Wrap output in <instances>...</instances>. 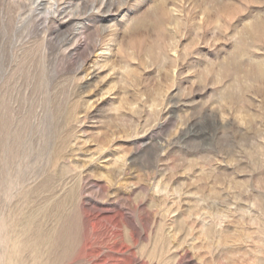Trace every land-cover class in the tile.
Listing matches in <instances>:
<instances>
[{
	"label": "rangeland",
	"instance_id": "obj_1",
	"mask_svg": "<svg viewBox=\"0 0 264 264\" xmlns=\"http://www.w3.org/2000/svg\"><path fill=\"white\" fill-rule=\"evenodd\" d=\"M37 233L17 262L264 264V0H0V264Z\"/></svg>",
	"mask_w": 264,
	"mask_h": 264
},
{
	"label": "bare ground",
	"instance_id": "obj_2",
	"mask_svg": "<svg viewBox=\"0 0 264 264\" xmlns=\"http://www.w3.org/2000/svg\"><path fill=\"white\" fill-rule=\"evenodd\" d=\"M67 116V115H66ZM58 121V120H57ZM59 123V122H58ZM53 124V123H52ZM53 126V125H52ZM59 129V128H58ZM64 132V131H63ZM58 133V132H57ZM59 138V137H58ZM7 139V138H6ZM10 140V139H9ZM55 142V141H54ZM50 143V142H49ZM52 144V142H51ZM61 144V143H60ZM52 147V146H51ZM63 155V154H62ZM60 159V158H59ZM94 211V210H93ZM106 210L105 209H100V210H96L95 212H90V211H85V216L88 219L91 220H98L101 216H104V213ZM131 223V222H130ZM92 228L95 227V224H92ZM132 226V225H131ZM101 230V229H100ZM29 230H25L24 231V235H28ZM37 232H39V230H37ZM92 232V231H90ZM28 233V234H27ZM105 233V232H104ZM31 234V233H30ZM98 234V232H97ZM96 234V235H97ZM101 234V233H100ZM135 234V233H134ZM104 235V234H103ZM91 237V235H90ZM94 237V236H93ZM98 237V236H96ZM96 239V238H95ZM36 241V242H35ZM35 241H32L30 239L24 238L21 242H15L13 243L12 247L10 248V253H9V258L6 260L5 264H26L23 262H17L18 260V256L21 255L24 251H27L28 249H31V247L35 246V243L40 245H44L45 249H50L51 247H53L54 245V238L53 236H48V237H42L41 235L39 236L37 233V236L35 238ZM87 241H89V239H87ZM92 242V240L90 241V243ZM95 242V241H94ZM89 243V242H88ZM94 251V250H93ZM91 252V251H90ZM40 253V251H39ZM91 254V253H89ZM39 256V255H38ZM89 258V257H88ZM34 262V261H33ZM132 262V261H131ZM36 264V263H34ZM39 264H49L48 261H41Z\"/></svg>",
	"mask_w": 264,
	"mask_h": 264
}]
</instances>
